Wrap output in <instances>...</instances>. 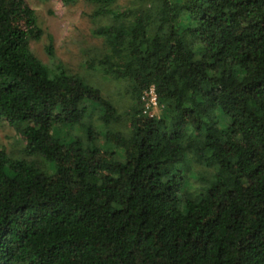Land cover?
Returning a JSON list of instances; mask_svg holds the SVG:
<instances>
[{"label": "trees", "instance_id": "1", "mask_svg": "<svg viewBox=\"0 0 264 264\" xmlns=\"http://www.w3.org/2000/svg\"><path fill=\"white\" fill-rule=\"evenodd\" d=\"M87 1L118 105L0 0V264H264V0Z\"/></svg>", "mask_w": 264, "mask_h": 264}, {"label": "rangeland", "instance_id": "2", "mask_svg": "<svg viewBox=\"0 0 264 264\" xmlns=\"http://www.w3.org/2000/svg\"><path fill=\"white\" fill-rule=\"evenodd\" d=\"M120 0L119 4H126ZM37 17L38 25L43 35L38 41H32L30 48L43 63L50 62L48 48L53 60L61 63L65 69L77 74L89 83L100 88L104 96L116 105L123 101L124 86L98 73L87 70L85 65L89 55L101 46L99 39L93 38L91 20L93 6L87 0H26ZM147 112L159 116L158 106L152 107L148 97H145ZM25 142L4 120H0V151L14 157L22 155Z\"/></svg>", "mask_w": 264, "mask_h": 264}, {"label": "built area", "instance_id": "3", "mask_svg": "<svg viewBox=\"0 0 264 264\" xmlns=\"http://www.w3.org/2000/svg\"><path fill=\"white\" fill-rule=\"evenodd\" d=\"M145 97H148L149 99V103L150 105H152V107H156L157 106V102H156V96L154 94V90L151 88L147 93H145L143 101H144V113L148 114L149 112H147L146 110H148V106H146L145 104ZM150 115H153L150 113Z\"/></svg>", "mask_w": 264, "mask_h": 264}]
</instances>
